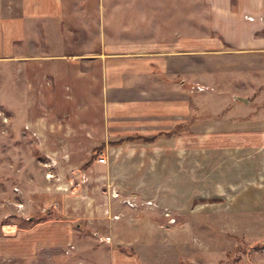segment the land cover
Listing matches in <instances>:
<instances>
[{
  "label": "rangeland",
  "instance_id": "rangeland-1",
  "mask_svg": "<svg viewBox=\"0 0 264 264\" xmlns=\"http://www.w3.org/2000/svg\"><path fill=\"white\" fill-rule=\"evenodd\" d=\"M59 24L75 51L93 54L149 39L143 30L203 33L206 12L201 0H68ZM259 62L225 51L183 53L174 58L178 74L171 70V83L181 87L183 105L199 123L229 116L245 123L262 111L256 103L264 94ZM23 79L22 62L0 60V264H264V191L246 190L240 203L229 199L228 215L219 213L223 200L213 198L214 204L199 209L209 206L214 214L192 217L189 207L181 210L173 203L177 187L189 191L191 170L187 163L176 166L180 155L173 148H166L160 166L128 165L133 173L110 181L105 187L109 211L100 220L63 216L61 196L70 194L79 178L75 171L70 178L59 176L56 164L36 150L25 123ZM233 94L249 104H231ZM189 130L183 125V139ZM100 154L101 149L92 150L90 160ZM187 157L189 151H182V159ZM118 166L114 171L122 169ZM238 208L244 211L240 219Z\"/></svg>",
  "mask_w": 264,
  "mask_h": 264
},
{
  "label": "crops",
  "instance_id": "crops-1",
  "mask_svg": "<svg viewBox=\"0 0 264 264\" xmlns=\"http://www.w3.org/2000/svg\"><path fill=\"white\" fill-rule=\"evenodd\" d=\"M201 1L203 33L183 35L159 27L152 34L143 30L149 39L91 54L75 51L63 39L59 23L68 0H0V60L23 63L25 123L36 150L56 164L59 176L70 178L75 171L79 178L71 193L61 196L60 213L66 218L100 220L109 211V182L133 173L128 168L133 164L160 166L167 147L180 155L176 166L183 162L191 168L189 191L177 187L173 203L181 210L189 207L192 217L214 214L209 206L199 209L214 204L213 198L223 200L219 213L228 215L229 199L240 198V203L246 190L264 191V94L256 97L262 111L259 107L255 120L237 124L229 116L199 123L183 105L181 87L171 83L178 74L174 58L183 53L225 51L259 59L264 75V0ZM240 98L245 97L231 95V104H249ZM186 124L190 130L183 139ZM174 130L179 134L163 135ZM94 149L104 153L103 163L90 160ZM182 151H189L187 159ZM114 165L122 169L114 171ZM237 212L240 219L244 211Z\"/></svg>",
  "mask_w": 264,
  "mask_h": 264
},
{
  "label": "built area",
  "instance_id": "built-area-1",
  "mask_svg": "<svg viewBox=\"0 0 264 264\" xmlns=\"http://www.w3.org/2000/svg\"><path fill=\"white\" fill-rule=\"evenodd\" d=\"M97 161H98L99 163H103V162L105 161V157H104V155H103V154H100L99 157L97 158Z\"/></svg>",
  "mask_w": 264,
  "mask_h": 264
},
{
  "label": "trees",
  "instance_id": "trees-1",
  "mask_svg": "<svg viewBox=\"0 0 264 264\" xmlns=\"http://www.w3.org/2000/svg\"><path fill=\"white\" fill-rule=\"evenodd\" d=\"M174 133H178L177 130H174V131H171V132H166L165 135H168V134H174ZM88 164V163H87Z\"/></svg>",
  "mask_w": 264,
  "mask_h": 264
},
{
  "label": "water",
  "instance_id": "water-1",
  "mask_svg": "<svg viewBox=\"0 0 264 264\" xmlns=\"http://www.w3.org/2000/svg\"><path fill=\"white\" fill-rule=\"evenodd\" d=\"M240 100H242L244 103L248 102L247 99H245V98H240Z\"/></svg>",
  "mask_w": 264,
  "mask_h": 264
}]
</instances>
